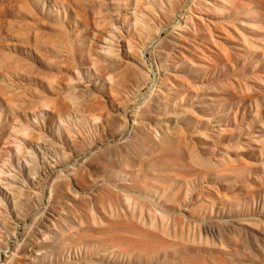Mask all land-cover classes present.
I'll return each mask as SVG.
<instances>
[{
  "label": "rangeland",
  "instance_id": "obj_1",
  "mask_svg": "<svg viewBox=\"0 0 264 264\" xmlns=\"http://www.w3.org/2000/svg\"><path fill=\"white\" fill-rule=\"evenodd\" d=\"M88 1L0 0L4 205L8 174L28 176L24 157L43 137L86 153L60 152L55 220H28L44 232L37 262L264 264V0H190L180 28L184 0L152 11L138 0L136 15L137 0ZM108 39L115 69L100 53ZM127 113L137 124L113 140Z\"/></svg>",
  "mask_w": 264,
  "mask_h": 264
},
{
  "label": "bare ground",
  "instance_id": "obj_2",
  "mask_svg": "<svg viewBox=\"0 0 264 264\" xmlns=\"http://www.w3.org/2000/svg\"><path fill=\"white\" fill-rule=\"evenodd\" d=\"M80 1V0H79ZM90 1V0H89ZM88 1V2H89ZM96 1V0H95ZM142 1V0H141ZM140 1V2H141ZM168 1V0H167ZM173 1V0H172ZM190 0H184V4L182 5L181 9L178 10V12L176 13L175 16H177L176 18H178V21L174 22L175 25H177L179 28L182 27L184 25V23L187 22L188 20V16H186L185 11H190V7L188 6L189 4L187 3ZM91 2V1H90ZM137 2V3H136ZM139 1H135L134 3V7L133 8V12L136 15V8L137 5H139L140 3H138ZM145 2V1H142ZM141 2V3H142ZM169 2V1H168ZM171 2V1H170ZM80 3V2H79ZM87 3V2H86ZM155 0H148V2L146 3L147 5H144L145 7L143 9H145V11H152L155 10L154 8V4ZM157 0H156V5L157 4ZM161 4L163 3L162 1L160 2ZM63 4V3H62ZM91 4V3H90ZM143 4V3H142ZM171 4V3H170ZM180 4V3H179ZM228 4V3H227ZM174 5V4H173ZM82 6V5H80ZM140 6V5H139ZM163 6V4H162ZM172 6V4H171ZM77 7V6H76ZM129 7V6H128ZM157 7V6H156ZM155 7V8H156ZM174 7V6H173ZM164 8V7H163ZM85 9V8H84ZM129 9V8H128ZM158 9V8H157ZM169 10V9H168ZM78 11V10H77ZM90 11V10H89ZM140 11V10H139ZM76 12V10H75ZM155 12V11H153ZM81 13V12H80ZM133 13V14H134ZM171 13V12H170ZM138 14V13H137ZM152 14V13H151ZM156 14V13H155ZM193 14V13H191ZM85 15V14H83ZM134 16V21H135V25L137 23H142L147 25V21L143 20V19H137ZM140 15V14H139ZM153 15V14H152ZM151 15V16H152ZM80 16V15H79ZM82 16V14H81ZM80 16V17H81ZM149 16V15H148ZM147 17V16H146ZM156 17V16H155ZM192 17V16H191ZM145 18V17H144ZM148 18V17H147ZM145 18V19H147ZM159 18V17H158ZM148 20V19H147ZM192 20V19H191ZM153 21V20H152ZM150 21V22H152ZM159 23V22H158ZM149 24V23H148ZM152 24V23H151ZM36 25V24H35ZM77 25V24H76ZM170 25H172L171 23H168L165 25V27H161L163 29L162 32L166 31V28L169 27ZM187 25V24H186ZM64 26V25H63ZM126 26V25H125ZM144 26V25H143ZM164 26V25H163ZM194 26V25H193ZM204 26V25H203ZM113 27L115 28L114 24ZM150 27V26H149ZM136 28V27H135ZM31 29V28H30ZM138 29V27H137ZM142 29V28H140ZM159 29V30H160ZM183 29V28H182ZM63 30V29H62ZM111 30V29H110ZM36 31V30H35ZM141 31V30H140ZM208 31V30H207ZM64 32V31H63ZM118 32V31H117ZM159 32V31H158ZM71 33V32H70ZM191 33V32H190ZM109 34V33H108ZM195 34V33H194ZM210 34V33H209ZM111 35V34H110ZM160 35L159 34L156 36V38H158ZM65 36V35H64ZM108 36V35H107ZM114 36V35H111ZM139 36V35H138ZM116 38V36H114ZM111 38V37H110ZM129 38V37H128ZM185 38V37H184ZM124 39V38H123ZM177 39V38H176ZM112 40V39H111ZM110 39H108L107 41V47H103L100 51L101 56L104 57V65L105 62H107L106 64H108V66L113 67L114 69L117 68V64L119 62V58H120V49H114L113 48V44L114 42H112ZM122 40V39H121ZM213 40V38L211 39ZM105 41V40H104ZM176 41V40H175ZM194 41V40H193ZM172 44V43H171ZM174 45V44H173ZM172 45V46H173ZM177 45V44H176ZM179 45V44H178ZM127 46L129 48V51L131 50L130 48L132 47V42L127 41ZM176 47V46H175ZM178 47V46H177ZM191 48V47H190ZM173 49V48H172ZM175 51V50H174ZM131 52V51H130ZM133 53V52H132ZM169 53V52H168ZM172 53V52H171ZM171 56V55H169ZM175 56V55H174ZM91 57V56H90ZM100 58V57H99ZM169 58V57H168ZM99 60V59H98ZM100 61H103L100 60ZM140 63V61H139ZM142 64V63H141ZM101 65V64H99ZM99 65H96L97 67H99ZM167 65H169L167 63ZM107 66V65H106ZM96 67V68H97ZM121 67V66H120ZM100 68V67H99ZM112 68V69H113ZM106 69V67H105ZM103 70V69H102ZM110 70V69H109ZM31 71V70H30ZM118 71V70H117ZM78 73V72H77ZM116 73L113 71V74ZM112 74V75H113ZM118 74V73H117ZM145 74V73H144ZM87 75V74H86ZM109 75V73H108ZM111 75V76H112ZM116 75V74H115ZM120 75V74H119ZM123 75V74H122ZM121 75V77H122ZM132 75V74H131ZM114 77V76H113ZM106 78H110V77H106ZM115 79V77H114ZM121 79V78H120ZM8 80V79H7ZM83 80V79H82ZM124 80V78H123ZM110 81V80H109ZM119 81V80H118ZM9 82V81H8ZM125 82V80H124ZM6 83V82H5ZM12 83V82H11ZM123 83V82H122ZM24 84V83H23ZM88 84V83H87ZM120 84V83H119ZM93 85V84H92ZM126 85V84H125ZM14 85H11V87ZM111 86V85H110ZM90 87V86H89ZM89 87L85 88V92H89L91 89ZM93 87V86H92ZM122 88V87H120ZM83 89V88H82ZM93 89V88H92ZM111 90V89H110ZM83 91V90H82ZM93 91V90H92ZM172 91V90H171ZM3 92V91H2ZM14 92V91H12ZM92 94V92H91ZM27 95V94H26ZM74 96V95H73ZM89 96V95H88ZM115 96V95H114ZM5 97V96H4ZM67 97V96H66ZM72 99V98H71ZM114 99V98H113ZM116 99V98H115ZM121 99V97L119 98ZM97 100V99H96ZM122 100V99H121ZM145 100V99H144ZM173 100V99H172ZM177 100V99H176ZM68 101V100H67ZM70 101V100H69ZM79 101V100H78ZM119 101V100H118ZM117 101V102H118ZM53 103V102H52ZM79 103V102H78ZM77 103V104H78ZM124 103V102H123ZM173 103V102H171ZM72 103H70L71 105ZM83 104V103H82ZM93 104V103H92ZM45 105V104H44ZM73 105V104H72ZM124 105V104H123ZM163 105V104H162ZM177 105V104H176ZM54 106V105H53ZM119 106V105H118ZM104 107V106H103ZM111 107H113L111 105ZM120 107V106H119ZM84 108V107H82ZM107 108V107H104ZM47 109V108H46ZM66 109V108H65ZM115 108H113L114 110ZM99 110V109H98ZM108 110V109H107ZM118 110V108H116V111ZM125 110V109H124ZM123 110V111H124ZM134 110V109H133ZM80 111V109L78 110ZM104 111V110H103ZM115 111V110H114ZM77 112V111H74ZM89 112V111H88ZM107 112V111H106ZM109 112V111H108ZM107 112V113H108ZM83 113V112H82ZM87 113V112H86ZM112 113V112H111ZM81 114V113H80ZM79 114V115H80ZM85 114V113H84ZM99 114V113H98ZM123 114V113H122ZM121 114V115H122ZM125 114V113H124ZM93 115V114H92ZM112 115V114H111ZM118 115V114H117ZM126 115V114H125ZM136 115V114H135ZM134 115V117H135ZM71 116V115H70ZM76 116V115H75ZM108 116V115H107ZM123 116V115H122ZM133 116V114H131V117ZM137 116V115H136ZM167 116V115H166ZM69 117V116H68ZM85 117V116H84ZM91 117V116H90ZM111 117V116H110ZM131 117L129 115V113H127V117H126V125L125 127L121 130V132L118 135H112V139L115 140L116 138L121 139L124 138L126 135L128 136L129 130H131V123L133 121V124H137L135 123V120L137 119V117L131 120ZM174 118V117H173ZM97 119V117H96ZM123 119L125 120V118L123 117ZM78 120V119H77ZM99 120V119H98ZM69 121V120H68ZM138 121V120H137ZM14 122V121H13ZM123 122V120H122ZM62 123V121H61ZM32 124V123H31ZM65 124V123H64ZM67 124V123H66ZM65 124V125H66ZM124 124V123H123ZM132 124V125H133ZM20 125V124H19ZM64 126V125H63ZM21 127V126H20ZM23 127V126H22ZM66 127V126H65ZM64 127V128H65ZM120 127V126H119ZM70 129V128H69ZM69 129L66 130V132H69ZM20 130V128H19ZM44 131V130H43ZM135 131V130H134ZM175 131V130H174ZM22 132V131H21ZM70 132H72V130L70 129ZM131 133V132H130ZM167 134V133H166ZM180 134V133H179ZM69 135V134H68ZM72 135V134H71ZM177 135V134H176ZM28 136V135H27ZM74 136V135H73ZM72 136V137H73ZM175 136V135H174ZM179 136V135H178ZM29 138V137H28ZM43 143L41 145L37 146V150L33 149L28 151L26 154V156L24 157L25 160V164L22 163L27 167V173L28 176H20L16 174H6V176L9 178V181L6 180L5 182V189L10 191L11 194V198H12V202H13V208H9L7 207L5 204V202H3V200L1 199L2 197L0 196V262H1V258L4 254V256H6V252L7 250H9L12 255L11 256H16V257H20L22 259V264H34L39 260V254H37V243L38 240L40 239L38 236L41 235L42 233L44 234L43 230L40 227H37V230L32 231V225L30 226V224H28V220L32 219L33 221H37V224L39 225L40 222H42L43 220H48V221H52L54 219V217H56V212L54 211L55 208V203L52 199V194L48 191V189L51 188V185L54 183V181L57 179H59L60 174H62L65 169L68 168L69 163L67 162H62L63 160L60 159V152L62 153L63 156H67L69 155H74L78 161L82 158H84L86 156V153H78L76 151V143H72V146H67V145H63L61 143H55L54 141L52 142L51 139H49L48 137H43ZM60 138V137H59ZM70 138V137H69ZM78 138V137H77ZM37 139H39L37 137ZM126 139V138H125ZM62 140V139H60ZM78 141V140H76ZM62 142V141H61ZM65 142V141H64ZM178 142V141H177ZM84 143V142H83ZM101 143V142H100ZM107 143V142H106ZM19 144V143H18ZM68 144V143H67ZM81 144V143H80ZM78 145V144H77ZM98 145V144H97ZM80 148V147H79ZM27 149V148H26ZM81 149V148H80ZM97 149V148H96ZM68 150V151H67ZM79 151V150H78ZM87 152V150H86ZM92 152V150L90 151ZM78 153V154H77ZM90 154V153H89ZM25 154H23L24 156ZM61 155V156H62ZM68 155V156H69ZM52 156L54 157H58V161H56L55 163H52V160L50 161V159H52ZM65 159V158H64ZM71 159L68 158L67 161ZM75 159V158H74ZM62 160V161H61ZM66 161V160H65ZM79 163V162H78ZM18 164V163H17ZM4 165V164H3ZM8 165V164H7ZM11 165V164H10ZM72 166V165H70ZM69 166V167H70ZM12 167V166H11ZM19 167V166H18ZM21 167V166H20ZM73 168V167H72ZM11 169V168H10ZM16 169V168H15ZM69 169V168H68ZM14 170V169H13ZM21 170V169H20ZM26 170V169H25ZM24 170V171H25ZM17 171V170H16ZM21 172V171H19ZM23 172V171H22ZM7 173V172H6ZM11 173V172H9ZM21 174V173H20ZM7 178V179H8ZM122 178V177H121ZM76 185V184H75ZM102 186V185H101ZM4 187V185H3ZM78 187V186H77ZM6 190V191H7ZM54 190V189H53ZM81 190V189H80ZM49 192V193H47ZM74 193L78 194L76 189L73 190ZM72 192V193H73ZM47 194H49L47 196ZM5 195V194H4ZM80 199V198H79ZM109 205V204H108ZM62 209V208H61ZM187 209V208H186ZM144 210V209H143ZM146 214V213H145ZM91 215V214H90ZM155 216V215H153ZM165 217V216H164ZM133 219V218H132ZM45 220V221H46ZM55 220V219H54ZM44 222V221H43ZM52 223V222H51ZM55 223V222H54ZM135 223V222H134ZM190 223V222H189ZM46 225V224H45ZM49 225V224H48ZM204 225V224H203ZM206 225H210V224H206ZM94 226V225H93ZM212 226V225H211ZM210 226V227H211ZM214 226V225H213ZM42 227V226H41ZM201 227V226H200ZM43 228V227H42ZM112 228V227H111ZM204 228V227H203ZM208 228V227H207ZM215 228V227H214ZM212 229V227H211ZM242 229V228H241ZM208 230V229H207ZM216 230V229H215ZM202 231V230H201ZM213 231V230H212ZM218 231V230H217ZM220 231V230H219ZM203 232V231H202ZM209 232V230H208ZM246 232V231H245ZM214 233V231H213ZM47 234H45V236H43L44 238L46 237ZM51 236V235H50ZM123 237V236H122ZM120 238V237H119ZM127 239V238H126ZM133 241V240H132ZM40 242V241H39ZM134 242V241H133ZM42 243V242H41ZM39 243V244H41ZM117 244V243H116ZM42 245V244H41ZM145 245V244H144ZM42 247V246H41ZM150 248V247H148ZM43 252V251H42ZM10 253V254H11ZM30 254L31 257H28V254ZM41 253V252H40ZM3 256V257H4ZM10 255L8 256L5 264H9L10 263ZM210 256V255H209ZM13 259V257H12ZM19 261V258H17ZM45 260V259H44ZM43 260V261H44ZM13 262V261H12ZM11 262V263H12ZM20 262V261H19ZM4 263V262H3ZM2 263V264H3ZM38 263V262H37ZM167 263V262H166ZM18 264V263H17ZM21 264V263H19ZM39 264V263H38ZM42 264V263H41Z\"/></svg>",
  "mask_w": 264,
  "mask_h": 264
}]
</instances>
